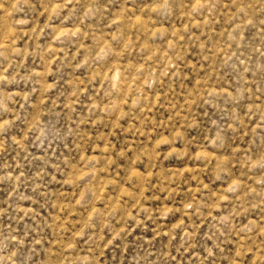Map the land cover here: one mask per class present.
Wrapping results in <instances>:
<instances>
[{
  "label": "rangeland",
  "instance_id": "obj_1",
  "mask_svg": "<svg viewBox=\"0 0 264 264\" xmlns=\"http://www.w3.org/2000/svg\"><path fill=\"white\" fill-rule=\"evenodd\" d=\"M264 0H0V264H264Z\"/></svg>",
  "mask_w": 264,
  "mask_h": 264
},
{
  "label": "clouds",
  "instance_id": "obj_2",
  "mask_svg": "<svg viewBox=\"0 0 264 264\" xmlns=\"http://www.w3.org/2000/svg\"><path fill=\"white\" fill-rule=\"evenodd\" d=\"M262 259H264V257H262Z\"/></svg>",
  "mask_w": 264,
  "mask_h": 264
}]
</instances>
